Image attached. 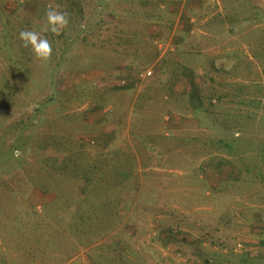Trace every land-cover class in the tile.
I'll list each match as a JSON object with an SVG mask.
<instances>
[{
    "label": "rangeland",
    "instance_id": "obj_1",
    "mask_svg": "<svg viewBox=\"0 0 264 264\" xmlns=\"http://www.w3.org/2000/svg\"><path fill=\"white\" fill-rule=\"evenodd\" d=\"M0 264H264V0H0Z\"/></svg>",
    "mask_w": 264,
    "mask_h": 264
},
{
    "label": "clouds",
    "instance_id": "obj_2",
    "mask_svg": "<svg viewBox=\"0 0 264 264\" xmlns=\"http://www.w3.org/2000/svg\"><path fill=\"white\" fill-rule=\"evenodd\" d=\"M46 26L44 32H51L54 35H60L69 24V14L59 11L57 8L49 7L45 13ZM83 27V25H81ZM19 39L23 42V46L31 49L37 59L48 61L53 52L51 42L40 32L34 30H21Z\"/></svg>",
    "mask_w": 264,
    "mask_h": 264
},
{
    "label": "trees",
    "instance_id": "obj_3",
    "mask_svg": "<svg viewBox=\"0 0 264 264\" xmlns=\"http://www.w3.org/2000/svg\"><path fill=\"white\" fill-rule=\"evenodd\" d=\"M83 142H81V145L82 146H86L87 145V142L86 141H84V140H82Z\"/></svg>",
    "mask_w": 264,
    "mask_h": 264
},
{
    "label": "built area",
    "instance_id": "obj_4",
    "mask_svg": "<svg viewBox=\"0 0 264 264\" xmlns=\"http://www.w3.org/2000/svg\"><path fill=\"white\" fill-rule=\"evenodd\" d=\"M149 74L151 73V71L148 72Z\"/></svg>",
    "mask_w": 264,
    "mask_h": 264
},
{
    "label": "crops",
    "instance_id": "obj_5",
    "mask_svg": "<svg viewBox=\"0 0 264 264\" xmlns=\"http://www.w3.org/2000/svg\"><path fill=\"white\" fill-rule=\"evenodd\" d=\"M160 187V186H159Z\"/></svg>",
    "mask_w": 264,
    "mask_h": 264
}]
</instances>
